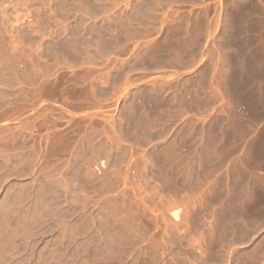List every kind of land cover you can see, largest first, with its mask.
<instances>
[{"label": "rangeland", "instance_id": "374dc122", "mask_svg": "<svg viewBox=\"0 0 264 264\" xmlns=\"http://www.w3.org/2000/svg\"><path fill=\"white\" fill-rule=\"evenodd\" d=\"M218 263L264 264V0H0V264Z\"/></svg>", "mask_w": 264, "mask_h": 264}, {"label": "bare ground", "instance_id": "6f19581e", "mask_svg": "<svg viewBox=\"0 0 264 264\" xmlns=\"http://www.w3.org/2000/svg\"><path fill=\"white\" fill-rule=\"evenodd\" d=\"M102 5V4H101ZM89 6V5H88ZM99 6V5H98ZM95 7V6H94ZM89 8V7H88ZM97 8V7H96ZM96 13H99V12H96ZM106 47V46H105ZM189 69V68H188ZM184 70V69H183ZM159 100V99H158ZM125 101V100H124ZM160 104V103H159ZM126 105V104H125ZM156 105V104H155ZM153 109V108H152ZM152 111V110H151ZM150 111V112H151ZM152 113V112H151ZM127 114V113H126ZM134 116V115H133ZM133 116H132V118H133ZM136 116V115H135ZM154 116V115H153ZM127 117V116H126ZM123 118V117H122ZM140 118V117H139ZM125 119V118H124ZM135 119V118H134ZM137 125V124H136ZM223 259H225V258H223ZM219 264V263H218Z\"/></svg>", "mask_w": 264, "mask_h": 264}]
</instances>
